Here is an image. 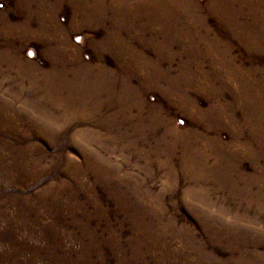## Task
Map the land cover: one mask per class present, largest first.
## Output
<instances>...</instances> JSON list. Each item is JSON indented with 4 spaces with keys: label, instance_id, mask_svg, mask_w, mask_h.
Instances as JSON below:
<instances>
[{
    "label": "rangeland",
    "instance_id": "obj_1",
    "mask_svg": "<svg viewBox=\"0 0 264 264\" xmlns=\"http://www.w3.org/2000/svg\"><path fill=\"white\" fill-rule=\"evenodd\" d=\"M0 264H264V0H0Z\"/></svg>",
    "mask_w": 264,
    "mask_h": 264
},
{
    "label": "bare ground",
    "instance_id": "obj_2",
    "mask_svg": "<svg viewBox=\"0 0 264 264\" xmlns=\"http://www.w3.org/2000/svg\"><path fill=\"white\" fill-rule=\"evenodd\" d=\"M154 2V1H153ZM66 82L64 83H61L63 85V87L66 86L65 84ZM70 89V88H69ZM63 101L64 103H66L70 108H81L82 107V99L80 96H76V95H73L71 97H69V100L67 99H64V100H61ZM95 105V104H94Z\"/></svg>",
    "mask_w": 264,
    "mask_h": 264
}]
</instances>
